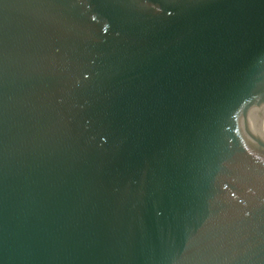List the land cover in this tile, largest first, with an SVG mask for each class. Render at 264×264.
<instances>
[{"label": "water", "instance_id": "1", "mask_svg": "<svg viewBox=\"0 0 264 264\" xmlns=\"http://www.w3.org/2000/svg\"><path fill=\"white\" fill-rule=\"evenodd\" d=\"M0 264H264V0H0Z\"/></svg>", "mask_w": 264, "mask_h": 264}]
</instances>
